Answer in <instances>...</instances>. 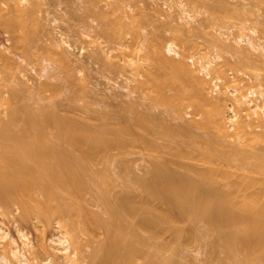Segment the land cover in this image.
<instances>
[{
    "label": "rangeland",
    "instance_id": "374dc122",
    "mask_svg": "<svg viewBox=\"0 0 264 264\" xmlns=\"http://www.w3.org/2000/svg\"><path fill=\"white\" fill-rule=\"evenodd\" d=\"M29 2L31 4L35 3L34 6L36 8L38 7V9L34 10V12H36L35 13L36 17L34 16L36 18L34 19V24L33 21H31L33 20L32 18L34 17L28 18V20L26 19V22L30 21L31 23L28 22L27 25L25 24L23 26L21 20L19 19L20 22H17L19 20H16L18 18L15 16H13L14 20L9 18L7 19L5 16H3L5 17V19L2 18L3 19L2 22L4 21L5 23L7 22V24L9 23L10 24L9 27L4 22H3L4 23L3 26L2 22H0L2 25V26L0 25L1 26L0 54L4 52L5 55L10 56V58L13 59L12 62L14 63V67H15L13 68V70L8 72V70H5L4 67L3 69L0 66V70H1L0 79L2 81V82L0 81L1 82L0 84H2L0 85V88L3 91L0 92L2 93V95H0V98L1 96H3L2 98H4L5 101L3 99H1V101L3 100L4 104L6 103L5 105L3 104L4 106H2V103L0 101V106H2L0 107L2 111L0 112V118L2 120L6 119L5 117L6 114L9 112L8 110H10L9 106L11 103L12 104L11 107L20 105L19 106L20 108L27 105L25 107H27L28 109L30 108L32 113L33 110H35L34 113H36L38 109L40 111L42 110L41 112H38L40 113L39 116H41L42 112L43 113L45 112L46 115H44L43 113L42 114L44 115V118L45 116L46 118L45 119L43 118L42 120L43 122L44 120L45 122L46 120L47 121L50 120L49 122H46V124L48 123L46 130L51 138L53 133L54 132L56 133L54 129L55 126L53 125L52 122H55L56 119L60 120L61 117H62L61 120L62 119L64 120V121L62 120V122H65L66 119H68V124L70 118H73V120L76 119L77 121L79 120V122L88 120L87 122L90 123L92 121L90 124H95V125L96 124L102 125L101 123L104 124L106 122L104 125L108 123L111 124V127H115V125L116 126L121 125L120 127H122V124L124 123L123 126L128 125L127 128H131L130 130L132 131L130 132L129 130V132L132 135L137 129L135 133H137L138 131L137 133L138 136L135 133L134 135H136V138L141 137L142 142L140 140L134 139L135 136L131 135L132 136L131 138L134 137L133 141H131L132 144H128L127 147L125 146L122 149H118V150L115 149L111 152H108L109 154L107 153L106 157L108 161L105 162L107 163L105 166H104L105 159L103 158L101 160H96L95 163L93 164L94 169L97 170L106 167V170L109 172L108 173L106 171L107 172L106 175H108L106 180L109 183V186L112 187V188L110 187L111 189L110 195L112 194V199H110L111 197L109 198L110 201L116 197L121 196L120 195L121 193L126 195L132 194L130 196L135 195V197L137 195V198L138 197L140 198L143 194L140 193V191L137 189V184H135L136 181L135 182L133 181L138 179V176L141 178L144 177L143 179H145V177L146 178L148 177V179L152 178L154 172V171L152 172V170L156 169L155 164L156 166L159 164L160 165L163 164L162 158L165 164L164 169H166V173L169 172L168 174L172 173V175L176 173V175L178 176L181 173L182 176V173L184 175L185 174L184 171L186 172L185 168L182 166L186 164L190 165L191 163L194 164L197 163L196 166L198 164H201L202 166V160H203L202 156H204L203 154H205V152L208 149L213 150V148L214 149L216 148L217 150L216 152H218L219 154L224 153V155L227 156V157L225 156L223 157L222 154H220L224 159L222 161V157L217 153L219 159L217 157L216 159H218V161L214 159L217 161V162L214 161L216 162L215 164L218 165L221 164L219 166L221 169L218 170L219 174L217 173L218 175H220L219 176L220 178L217 176L219 179H221V176H223L222 173L225 174L224 172H226L227 174L225 177L226 179L228 178L229 181L237 180L235 177H239L241 175L240 176L241 178L242 175L244 176L245 174L250 175L254 179L256 178V180L257 179L264 180V171H259V169L257 168V166H259L257 164H259L260 162L257 156H253V154L255 153L258 155L261 154V152H264V146H262V144L264 143L260 144V146L258 144H257L258 146L256 145L252 146L253 143H250L249 141L248 143L247 142L248 139L242 138L244 139L243 140L244 142L242 141L241 138L239 140V136L236 134L235 131L236 126H234L237 125V121H241L240 119L244 117L246 119V121L245 119H243L245 122H250V123L254 122L253 123L254 127L256 125H260V127L256 126V128L257 131L260 130L259 134H261L262 138H264V135H262L264 134V124H262L264 123V107H262L264 106V99H258L260 100L258 101L254 99L255 97L252 96L253 98L251 99L254 100L253 101L254 103L252 102V105L253 104L256 105L258 103L259 106L257 105L258 107L256 110H254V112L253 110L252 111L249 110L250 113L247 112L248 114L245 113L246 111H248V109L245 107L246 102L245 104H243L244 100H241L244 97V95L248 94L247 92H249L250 89L254 88L255 91L264 90V64H261V61L262 63H264V53H262L259 56L260 52L258 54L257 51H254L250 48L247 49L248 47L246 46L245 43L246 40L240 42L239 44L235 42V39H238V37H240L241 35H247L250 36V38H252L254 42H260L264 44V5H261L260 7L256 6L257 4L255 0H38V1L35 0L34 2L33 0L31 1L29 0ZM36 2H38L37 5L39 6L36 5ZM179 3L184 4V8L187 11H190L191 14L194 16L193 20L190 21L191 24L190 23L187 24L184 20L178 19L179 15L180 17L182 16L180 14L181 9L178 7ZM218 6L219 8H217ZM3 7H4L3 3L2 5L0 4V8L2 9ZM1 9L0 12L2 13ZM212 11L213 12L215 11L214 13L222 12L221 15L223 16L229 15L230 18H226L223 20L212 19L211 16H209V12L212 13ZM15 21L17 23H15ZM179 24L180 27H183L182 28L183 31L185 30L183 33L186 34L183 35L182 41L181 39L176 40L177 38L175 39L173 35L174 34L173 32L175 31V29L178 27ZM250 27H254L257 29L255 34L250 33L246 29L245 30L242 29V28H250ZM8 29L12 30L11 34H10L11 31ZM22 30L24 33L19 32ZM156 31L159 33V36L161 35L160 40L162 39L161 40L162 42L161 41L160 42L162 44L163 42H165L164 44L172 42L178 47L177 50L181 58L182 56H184L183 59L185 60V62L186 61L188 62L186 63L190 65L189 67L191 70L194 69L192 71L197 76L199 72L195 70L196 68L192 67L189 60L193 59L194 62H198L200 65L205 64L207 61H212V64L209 65L207 70L212 77L217 79L220 78L221 90L218 93L213 94L210 88V82L200 75L198 77H200V79L205 83V88L208 90L206 91L210 97H214V98L216 97V99L218 100L220 99L219 97H222L221 99L222 101L224 100V102L221 103H225L224 109L226 110L228 109L227 113L228 115L230 114L229 116H227L229 118V122H231L230 124L232 125L234 124V122H236L234 125H232L233 128L228 129L229 133L227 134L226 137H224L223 139L221 138L218 139L219 142L222 143H224V141L226 140L224 143L225 145L222 144L223 147L224 146L226 147L228 145L226 149L225 147L222 149H218L219 147L221 148V146L219 144H216L219 145L218 147L215 145L216 138L214 137L216 136L215 134L216 132H214V130L211 128H208L205 131L204 129H200L199 127L193 126L192 130L189 132V130L191 129L188 128L189 125L191 124L190 120L194 121L195 119L196 121L197 119L198 121L200 120V118H202L201 117L202 114L199 113V110L196 109L197 112H194L195 110H193V108L190 109L184 107L185 110L183 109L184 111L182 110L183 112H181V115L183 117L182 120L181 119L179 120L178 118L173 119L175 116L173 117L171 115L168 108L166 109L165 105L164 107L160 102L157 101V99H154L153 97L154 92L151 93V90H149L150 93L147 92L148 93L147 94L145 93L146 91L143 92L139 88V82L145 77V75H141L144 73L141 72L143 71V68L142 67H140L141 69L140 68L135 69V67L132 68L133 65L129 63V60L131 61L133 60V63L131 62L132 64H134L136 61L144 64V59L141 56H143L145 52H147L146 50H148L147 49L149 46V42H147L149 39L148 34L149 36L151 34L152 36L153 34L156 35L157 33ZM186 32L188 33V35ZM31 33L34 34V36ZM22 34L23 35L27 34L26 37L28 36H32V37H28L26 39L25 35L22 36ZM14 37H17L18 41L16 38L14 39ZM60 38L67 40L70 46H72L71 50L69 51L72 57L77 59L78 61L77 63H72V65L70 64L71 66L67 65L68 68H65L67 66L61 63L58 64L60 68L57 67L58 65L54 63L55 61L49 55H46L47 51L43 49L51 45L50 44L51 41L52 43H54L57 42ZM244 38L245 37H243V39ZM28 40L29 43L27 44ZM218 40L221 43H219ZM13 41H15V43H13ZM215 41L219 43V45H217ZM223 42L224 44L234 43L235 47L237 46L240 49L244 50V51L240 50L241 52H243V55L244 52L246 51L244 56L247 57L248 59L251 58L250 59L251 63L249 62V60L247 61L245 57L243 58H245L246 60L242 59V55H241L242 53L238 54L239 57L236 54L235 55L233 54L232 56L231 53H227L223 49L219 47L218 49L216 47V46H220V44H222ZM19 43L21 44V46L19 45ZM191 43L193 44L191 45ZM164 44L162 45V47L165 46ZM104 50L110 51L109 53H107L108 56L107 54L104 53L105 52ZM247 52L249 54L250 53L251 54L254 53V54L249 55L247 54ZM216 53L217 54L219 53L218 55L219 57L220 56L221 57L215 59L214 56ZM165 54L167 55V57H171V59L173 60L179 59L177 58L179 56L175 54L173 55V53L169 54L165 52ZM240 55H241V60H240ZM257 60H259L260 62L259 61L257 62ZM245 61L247 62V64ZM253 61L254 64L252 63ZM108 62H111L113 66L112 64L110 65V63L108 64ZM252 64L255 66H253ZM61 66H63V68ZM217 67H219V69H217ZM10 72H11V76H10ZM222 72L224 76H222L223 75ZM256 73L258 74L259 78H256V76L254 75ZM253 76L256 78V80ZM2 77L4 78V80L7 81H4ZM232 79L236 81H232ZM4 84H6V86ZM235 85H237L236 88ZM239 86H241V88H237ZM51 87L53 90H51ZM46 88L49 90L47 91ZM234 88L236 90H234ZM230 90L231 91L234 90V92L232 93ZM227 91L229 94L227 93ZM239 92L240 94L236 95V93ZM15 94L18 96L16 97ZM150 94H153V96ZM149 95L152 96V98L156 101L155 103L154 101H151L153 99L149 98L150 97ZM234 95L237 97L236 98L237 100L234 99ZM18 97L19 99H16ZM241 103L243 106L241 105ZM237 106H242V107L238 108ZM230 107L232 108L231 110ZM44 109L46 110L44 111ZM50 111H53V114H51L52 112ZM253 113L256 115H254ZM49 114H51V116H53L54 119ZM249 114L253 116H250ZM22 115H21L22 117L24 116L26 117L25 114ZM34 115H37V113ZM234 115L236 118L235 117L231 118ZM247 115H249L250 117ZM47 116H50L52 119L49 117L50 119L48 120ZM254 116H256V118L259 117V119L253 118ZM139 117H141L140 119L143 118L142 120L143 122L145 121L147 122L146 125L144 124L145 127L147 126V128H149L146 130V132L144 130L145 128L140 127L141 124L139 123V121L136 122L139 119ZM122 118L123 119L125 118V120H123ZM133 119L134 120L137 119V120L134 121ZM73 120L70 119V121ZM256 120L257 121L260 120L261 122L259 121L258 123ZM18 122L19 123L16 122L17 124L15 123L16 125V126L14 125L15 127L14 126L11 127L12 130L18 131V129L21 128L20 127L21 122L20 121ZM73 122L70 123L72 124ZM181 122L182 124H180ZM188 123L190 124L188 125ZM135 124L139 126L136 127ZM162 124H163V128L166 127L164 125H167L171 129L174 128L179 129L180 126L185 127V125L187 124L186 127L189 130L184 131L180 127L181 130L179 129L180 130L179 137L181 136V138L175 137L176 139H180V140H173V139L170 140L169 138H167L166 140L163 139L155 140V138L158 136H156V134H154L153 132L155 131V133L158 134L160 130H162ZM133 125L136 128L133 127ZM149 126L154 128L151 129ZM138 127H140L139 128L140 130H138ZM132 128H134V132ZM142 129L143 131L141 132ZM157 130L159 132H157ZM147 131H149V133ZM140 132L141 134H144L143 136H146L145 138H147V141L150 139L149 138L150 135L151 139L153 138L155 143L156 141L157 144L160 143L157 146H159L160 151L158 152H160L161 155L160 153L157 152L158 148L155 150V153L153 150L148 149V147L150 148V146L147 145L148 144L147 141H146L147 144L143 143L145 141V138L143 140L142 135L139 136ZM189 134L190 137L192 136L193 139H196L194 140L195 142L192 141V138L188 139ZM235 136L237 139L235 138ZM186 137L188 139V142L190 141L191 143L190 142L187 143ZM208 137L211 138V140L214 138L212 140V144L214 142V145L210 144L209 148H207V146L204 144L205 140L209 139ZM54 140L52 139V141ZM202 140H204V142H201ZM166 141L169 142L167 143ZM196 141L201 142V144ZM196 143L197 145H195ZM245 143H247V145ZM162 144L168 145L167 146L168 148L170 146L171 148H174L176 146V149L179 148L180 151L182 150L183 153L185 152L184 153L185 155L188 154L189 152L190 159L189 158L184 159L185 157L181 159L180 157H178L180 158L178 159L179 160L178 161L177 156L173 157L171 155L172 154L171 152L166 154L168 151L165 152L166 146L163 145L164 146L163 148ZM183 144L185 145V148ZM191 144L194 145L192 146ZM202 144L203 146L205 145L204 146L205 148H207V150L205 149L206 151L202 149L204 148ZM232 145H234L233 148H231ZM64 146L66 147V145ZM194 146L195 147L197 146L198 148H194ZM261 146L262 148H260ZM57 147L60 148V146ZM160 148H163L162 149L163 151H161ZM237 148L240 152L237 150ZM232 149L234 152V153L232 152L233 154L231 153ZM241 149L243 152L241 151ZM225 150H227V152H225ZM235 150H237L238 153H236ZM229 152L232 154V155L229 154L230 157L228 156ZM189 154L186 156L188 157ZM155 155L157 156L156 157L157 159L160 156L159 161L161 163L157 159H155ZM240 155L247 158L242 159L244 157L241 158ZM102 156L104 155L101 154L100 157ZM171 157L176 159L174 160ZM191 157L195 158V160ZM225 158L226 159L229 158L230 163L228 162V160L226 161ZM200 159L201 161L199 163L198 160ZM165 161H167V163H165ZM175 161H177L176 164L178 165L174 164ZM225 162H227L228 164ZM180 163H182L181 164L182 166H180ZM151 168L153 169L151 170ZM256 168H257V172L254 171L256 170ZM246 170L247 172H245ZM174 171L176 172L173 174ZM126 172L128 174H125ZM228 174L231 175L229 176ZM129 177H131V179ZM126 179H128L129 181H126ZM87 181L91 182L89 181V177ZM128 183L129 185L133 184L132 187L131 185L128 186ZM89 185H91V183ZM89 187H88L89 189L86 188L82 190L83 192H81V197H79L80 199H78L80 200L79 202L68 201V203L70 202L69 204L72 205L74 204L73 206L68 204L69 207L67 206V208L69 209L67 210L69 212L66 210L65 205L62 206L60 205L61 209H63V206H65L64 207L65 209H63V214H62L63 216L61 215L62 218H60V221H58L59 219H55L56 221L54 220L51 221L52 223H50L49 226L42 225L43 227H41L40 223L34 219L25 220L21 216V211L16 204H14V206L13 204H10V207L9 208L7 207V209L5 206L4 208L0 204V223L3 225L4 228H6V231H8L9 233L6 240L7 241L16 240L17 244H21L19 234L17 233L18 231H21L27 236L28 242H30L29 245L26 246L24 249L25 251L28 249L26 251L27 253L26 252L25 253L30 260V262L28 261L29 264H34V262H32L34 261L33 260L34 258L37 260V263L43 264V262L48 257V254L51 255V252H53L54 244H51L49 240L54 237L53 236L54 234L61 231V229L62 230L66 229L65 231L68 237L71 238L72 240V241L70 240V242L72 243L71 244L72 249L74 248L77 249L79 255L78 257L83 258L85 260V263H87L89 261L88 256L90 255L92 249L101 246V244H103L102 242L105 243L104 241L105 232L102 228L100 229L97 227L98 228L97 229L96 226H94L93 224L88 225L87 227L88 230H85L83 226L80 225V223L78 224V222L81 221L80 217L82 213H84L83 210L86 209V212L87 211L92 212V214L93 213L97 214L98 216H101L104 219L108 217L107 214L104 213L105 211V207H103L104 202H102L100 199H97V197L100 198L98 196L99 194H101L99 193L100 190L98 188H95L93 185ZM98 201H101V203ZM153 203L156 204L158 208L161 210L169 209L172 216L174 217V220L176 221L177 228H182L184 230H186L187 228L190 229L194 228L195 235L192 237H189V235L187 236L184 235L179 240H175L173 237L172 228L170 227H167L166 230L162 232L159 237L156 238L151 236L148 232L142 231L144 238L146 237L145 240L147 242V246L150 245L148 248L147 246L146 248H144L145 252L147 253L151 252L152 254L154 253L153 255L156 254L158 258L161 257L162 259L165 258L166 260H170V262H172L171 264H236L237 261L239 263V261L242 260L243 257L241 256V254H237L234 257L236 263L234 262L235 260L232 262L226 257L225 246L220 236L211 229V227L207 222L204 221H198L194 223L190 222L187 218L182 216L179 210L175 209L174 207L170 206L171 208L170 209L168 204L167 205L161 204L158 201H154ZM76 212L80 214V217L79 214L77 215ZM78 218L80 220H78ZM61 223L64 224L66 227L60 228ZM40 230L43 232L45 236L44 242L47 246L46 247L47 253H45L44 251L40 250L37 247V242L40 236L39 234L41 232ZM6 240L3 241L4 243L0 241V244H2L0 245L1 249H3V247L5 246L4 244L5 242H7ZM157 245H163L164 248L162 249L157 248ZM56 259L55 260L52 259V261L57 264L58 259L57 260ZM250 264H260V263L257 262V260H254L251 261Z\"/></svg>",
    "mask_w": 264,
    "mask_h": 264
},
{
    "label": "bare ground",
    "instance_id": "6f19581e",
    "mask_svg": "<svg viewBox=\"0 0 264 264\" xmlns=\"http://www.w3.org/2000/svg\"><path fill=\"white\" fill-rule=\"evenodd\" d=\"M0 1H1L0 4L2 5L3 3V6H4L2 9L0 8L3 13L2 14L0 12V19H1L0 22H2V20L5 19V17L7 19L9 18V19L14 20L13 16H15L18 18L16 19L14 17L16 20H19V19L21 20V23H23L22 26L25 24L27 25L28 22L29 23L31 22L30 21L26 22V19L28 20V18L34 17L36 13L34 12V10L38 9V7L36 8L34 6L35 3L31 4L29 0H0ZM34 1L35 0H33V2ZM255 1L257 4L256 6L258 7H260L261 5H264V0H255ZM28 3H30L31 5ZM37 3L38 2H36V5ZM178 7L181 9L180 14L182 15L181 17L179 15L178 19L184 20L187 24L190 23V21L193 20L194 16L191 14L190 11H187L184 8V4L179 3ZM217 8H219V6ZM214 12L213 11L212 13L209 12V16H211L212 19L223 20L226 18H230L229 15L228 16L221 15L222 12L221 13H214ZM35 17L32 18L33 20H31L33 21V24H34V19H36ZM20 20L17 22H20ZM3 22H2V25L5 23ZM17 22L15 21V23ZM5 24L8 25V27L10 25L9 23L7 24V22ZM179 27H180V24L178 25L177 28L175 27L176 29L173 32L174 34L173 33L172 34L174 35L175 39L177 38L176 40L181 39L182 41L183 35H186V34L183 33L185 31V30L183 31L182 29L183 27H180V28ZM242 29L244 30L246 29L247 31L253 34H255L257 31V29L254 27L242 28ZM10 31H11L10 32L11 34L12 30ZM171 31H172V28H171ZM19 32H23V30ZM24 35L22 34V36ZM32 35L34 36V34ZM26 36L27 34L25 35V37ZM150 36L148 34L149 39L148 41L146 40L147 42H149L148 48L146 46L148 50L145 49L147 52H145V54L141 56L144 59V64L139 63L137 61L134 64H132L133 60L132 61L129 60V63L133 65L132 68L133 67H135V69L140 68V67L143 68V71L141 72H144V73L141 75H145V77L144 79L141 78L142 80L140 79L141 81L139 82V88L143 92L146 91L145 93L147 92L150 93L149 90H151V93L154 92L153 93L154 96L153 94H150V95H152L154 99H157V101L160 102L163 106L165 105L166 109L168 108L171 115L173 117L175 116L174 118L171 117L173 119L178 118L179 120L180 119L182 120L183 117L181 115V112L185 110L184 107L190 108V109L193 108V110H195L194 112H197L196 109L199 110V113L203 115L202 116L200 114L202 118H200V120L198 121L197 119L196 121L195 119L194 121L190 120L191 124L188 123V125L190 124L188 127V128H191L190 130L186 127L187 124L186 125L184 124L185 127L180 126L181 129H183L184 131L189 130L190 132L193 126L199 127L200 129H204L205 131L206 129L211 128L214 130V132H216L215 133L216 136L215 137L213 136L214 138H216L215 145L219 144L221 146V148L219 147L218 149L224 148L225 146L223 147L222 144H224L226 140L224 141V143H222V142H219L218 139L220 138L223 139L224 137H226L227 134L229 133L228 129L233 128L232 125L236 123L234 122V124L232 125L230 124L231 122H229V118L227 117L230 115V114L228 115L227 113L228 109L227 110L224 109L225 103H221V102H224V100L222 101L221 99L222 97H219L221 100L220 99L218 100L216 99V97L214 98L208 95L207 93L208 90L205 88V83L200 79V77H198L199 74L197 76L192 71L194 69L192 70L190 69L189 67L190 65L187 64L188 62L186 61L187 62L186 63L185 60L183 59L184 56H182L181 58L177 50L178 47L174 43L171 42V43L164 44L165 42H163L165 46L162 47L163 45L161 43L162 39L160 40L161 35L159 36L158 32L156 33V35L153 34L152 36L151 34ZM28 37H32V36H28ZM28 37H26V39ZM243 37L245 38L243 39ZM15 38L17 39V37H14V39ZM244 40H246L245 43H246V46L248 47L247 49L250 48L254 51H257L258 54L260 52L259 56L262 53H264V44L260 42H254L252 38H250V36L241 35L240 37H238V39H235V42L239 44L240 42ZM13 43H15V41H13ZM20 43L19 45L21 46ZM28 43H29V40L27 44ZM219 43L221 42L219 41ZM219 43H217V45H219ZM50 44L51 45H49L48 47L45 46L47 48H43V49L47 51V52L45 51L46 55H49L55 61L54 63H56L57 65L61 63L65 66L67 65L71 66L72 63L78 62L77 59L72 57L69 51L71 50L72 46H70L67 40L60 38L57 42L52 43L51 41ZM192 44L193 43H191V45ZM216 47L223 49L227 53H231L232 56L233 54L238 55L242 53L241 54L242 59L246 58L247 61L249 60L250 62L251 58L248 59L247 57L244 56L246 51L244 52V55H243V52L240 51L243 49H240L237 46L235 47L234 43L224 44L223 42L222 44H220V46H216ZM109 52L110 51H105L104 53L107 54ZM165 52L169 54L173 53V55L175 54L179 56L177 57L179 59L173 60L171 59V57H167ZM218 54L217 53L215 54L214 56L215 59H218L221 57V56L219 57ZM247 54L249 53L247 52ZM241 55H240V60H241ZM12 60L13 59L10 58V56L5 55L4 52L0 54V63H1L0 66L2 68L4 67L5 70H8V72L13 70V68H15ZM258 61L259 60H257V62ZM109 63L110 65L112 64L111 62H108V64ZM252 63L254 64V61ZM211 64H212V61H207L205 64L200 65L202 66L201 70L207 71L209 65ZM261 64H264V63H262L261 61ZM68 66L65 68H68ZM57 67H59V65ZM61 67L63 68V66ZM217 69H219V67H217ZM254 75L256 76V78H259L257 73ZM10 76H11V72H10ZM222 76H224V74ZM2 79L4 80L3 77ZM4 81H7V80H4ZM232 81H236V80L232 79ZM257 83H258V80H257ZM4 85L6 86V84ZM236 86L237 85H235V88ZM235 88L234 90H236ZM237 88H241V86ZM0 90H1L0 92H3L1 88ZM48 90L49 89H47V91ZM51 90H53L52 87H51ZM234 90L232 91L230 90V91L233 93ZM247 93L248 94L244 95V97L241 99V100H244V103L242 102L243 104H245L246 102L245 107L248 109V111H246L245 113L247 112L250 113V111L252 110L254 112V110H256L259 105L258 103L256 105L255 104L252 105V102L254 100H252L251 98L255 97L254 99L256 100L264 99V90L255 91L253 88V89H250L249 92ZM237 94H240V92L236 93V95ZM0 95H2V93H0ZM17 96L18 95H16V97ZM152 96H150L149 98L153 99ZM2 97L3 96H1L0 101L1 99L4 100V98ZM236 98L237 97L234 95V99ZM16 99H19V97ZM154 99L151 101H154L155 103L156 101ZM3 100L1 101L2 106L6 104V103L4 104L5 100L4 101ZM11 105L12 104L10 103V106H9L10 110H8L9 112L6 114V117H5L6 119L2 120L0 118V204L1 206L2 207L5 206L7 209V207L8 208L10 207V204H13V206L14 204H16L21 211V216L25 220L34 219L40 223L41 227H43L42 225L49 226V224L52 223L51 221L53 220L56 221L55 219H59L58 221H60V218H62L61 215L63 214V209H65L64 207L66 206V210L69 209L67 208L68 204L70 203V202L68 203V201H78L79 202L80 200L78 199H80L79 197H81V192H83L82 190L93 185L95 188H98L100 190V192L98 190V192L101 193L98 195L100 198L97 197V199H100L102 202H104L103 204L104 205L103 207H105L104 213H106L108 216L107 218L104 219L101 216H98L97 214H94V213L92 214V212H89V211L86 212V209H85L83 210L84 213H82L81 215L82 218H81L80 214L76 212L77 215L79 214V217L81 219V221H79L78 224L80 223V225L83 226L85 230H88L87 229L88 225L93 224L94 226H96V228L97 227L100 229L102 228L105 232V240H104L105 243L102 242L103 244H101V246L92 249L90 255L88 256L89 261L87 263H85V260L83 258L78 257L79 255H78L77 249L75 248L72 249V245H71L72 243L70 242L71 238L68 237L65 231L66 229L64 230L61 229V231L54 234L53 235L54 237L49 240L51 244H54L53 252H51V255L48 254V257L43 262V264H56L52 261V259L55 260L56 258L58 259L57 264H79L80 261H81L80 264H84V263L85 264H171L172 262H170V260H166L165 258L162 259L161 257L160 259L158 258V256H156V254L153 255L154 253L152 254L151 252L147 253L144 251V248H146L147 246V242L145 240L146 237L144 238L143 236V232H148L151 236L156 238V237H159L160 234L164 232L167 227H170L172 228L174 239L179 240L184 235L186 236L189 235V237L194 236L195 229L187 228L186 230H184L182 228H177L176 221L174 220V217L172 216L169 209L167 210L159 209L158 206L153 203L154 201H158L161 204H166V205L168 204L169 208L170 206L174 207L175 209L179 210L182 216L187 218L190 222H193V223L198 222V221L207 222L209 226L211 227V229L220 236L225 246L226 257L230 261L233 262L235 260L234 257L237 254H241L243 258L241 261H239V263L238 261L236 263V260H235L234 262L236 264H250L251 261H254V260H257V262H259L260 264H264V180H258V179L256 180V178L254 179L250 175L245 174L244 176L242 175L241 178H240L241 175L239 177H235L237 180L229 181L228 178L226 179L225 177L227 174L226 172H224L225 174L221 172L223 176H221V179H219L220 175H218L219 174L218 170L221 169L219 167L221 164L220 165L215 164L219 159L217 155L218 152H216L217 151L216 148L215 149L213 148V150L212 149L207 150L210 144H212V140L214 139L213 137H212L213 138L212 140L209 137H208L209 139L206 138L207 140H205L204 144L207 146V148H205L204 147L205 145L203 146L202 144V146L204 147L202 149L207 150V151L205 150L206 152L205 154H203L204 156H202L203 157L202 166L201 164H198L200 167L198 165L196 166L197 163L196 164L191 163L190 165L186 164L182 166L181 165L182 163H180V166L184 167L186 170V172L184 171L185 174L183 175L182 173V176H181V173H180V175L178 176L175 173L176 171H174L173 174L174 173L175 174L172 175V173L168 174L169 169L167 170L168 173H166V169H164L165 164L161 156L163 164L161 165L159 164L157 166L155 164V167H156L155 170L151 168V170L153 169L152 172L154 171L153 175L151 174L152 178L148 179V177L147 178L145 177V179H143L144 177L141 178L138 176V179L135 178L136 180L133 181V182L136 181L135 184H137V189L140 191V193L143 194L140 198L139 197L137 198V195L135 197V195L130 196L132 194L126 195V194L121 193L120 194L121 196L116 197L110 201L109 198L111 197L110 199H112V194L110 195L111 186H109V183L106 180L108 176L106 175V173L108 171L106 170V167L96 170L93 168V164L95 163L96 160H101L103 158L105 159L104 161V166H105L107 164L105 162L108 161L106 157L107 153L115 149L118 150V149L124 148L125 146L127 147L128 144H132L131 141H133L134 137L133 138L131 137L134 135L137 129L134 132V128H132L134 132L132 135L130 133L132 131L130 130L131 128H127L128 125L123 126L124 123L122 124V127H120L121 125L119 126L118 123L117 125L119 127L116 125L115 127H111V124H108V123L107 124L109 126L107 124H106L107 126L104 125L106 122L104 124L101 123L102 125L100 124L95 125V124H90L92 122L91 120H89L91 121L89 123L87 122L88 120L79 122V120L77 121L76 119L73 120V118H70L74 122L70 121L69 119V124H68V119L65 118L66 119L65 122H67L65 123V122H62L63 119L61 120L62 118L61 117L60 120L56 119L55 122H52L53 125L55 126L54 129L56 133L54 132L51 138L46 130L47 124H48V123L46 124V122H49L50 121L49 119L53 117L51 116V114H53V111H50L52 112L51 114H49L51 117L47 116L49 121L46 120L45 122L44 120L43 122L42 119L44 118V115H46L45 112L44 113L42 112L44 115L41 113V116H39L40 113H38V112H41L42 110L40 111L38 109L36 112L37 115H34L36 114L34 113L35 110H33V113H32L30 108L28 109L27 107H25L27 106L25 104H24L25 105L24 107H20V108H19L20 105H16L18 107L16 106L11 107ZM242 106H237V107L239 108ZM231 109L232 108L230 107V110ZM45 110L46 109H44V111ZM0 112H2L1 109H0ZM22 114H25L27 118L24 116L25 117L24 119V117H22L23 116ZM235 115L231 118H234ZM19 116H20V119H19ZM243 116H246V115H243ZM250 116H253V115H250ZM55 118H56V115H55ZM140 118L141 117H139L138 120L136 119L137 121L134 119L133 120L136 122L139 121V123L141 124L140 127L145 128L144 130L146 132V130L149 128H147V126L145 127L144 124L146 125L147 122L146 121L143 122L142 121L143 118L142 119ZM253 118L259 119V117L256 118V116H254ZM243 119L245 118L243 117L242 119H240L241 121H237V125H234L236 126L235 131H236V134L239 136V140L240 138L241 139L245 138V139H248L247 142L249 141L250 143H253L252 146L254 145L260 146V144L264 143V138H262L261 134H259L260 130L257 131V128H256V126L260 127V125H256L254 127L253 125L254 122L253 123L245 122L246 119L245 121ZM123 120H125V118ZM18 121L21 122V125H20L21 128L18 129V131L12 130L11 127H13L16 122L19 123ZM259 121L257 122L259 123ZM70 122H73V123L71 124ZM136 124H135L136 127L139 126ZM180 124H182V122ZM135 126L133 125V127ZM164 126L166 127L163 128V124H162V130H160V132L157 130V132H159L158 134L155 133V131L153 132L154 134H156V136H158L155 138V140H158V139L166 140L167 138H169L170 140L171 139L180 140V139H176L179 137L180 130H181L180 127H179L180 130H179L177 128L171 129L167 125H164ZM140 127H138V130H140L139 129ZM149 127L151 129L154 128L151 126ZM142 131L143 129L141 130V132ZM141 132L139 136L142 135L143 140H144L146 136H143L144 134H141ZM147 132L149 133V131ZM137 133L135 134L137 135ZM136 135H134L135 136L134 139L141 141L142 140L141 137L136 138ZM188 137H189L188 139L192 138V136L190 137V134ZM149 138L151 139L150 135H149ZM179 138H181V136ZM52 139L53 140L55 139L56 141L55 140L52 141ZM150 139L147 141V138H145V141L143 143L145 144L148 143L147 145L150 146V148L148 147V149L153 150L154 153L157 148H158L157 152L160 151L159 146H157L160 143L157 144V141L155 143L153 138L151 140ZM188 139H187V143L190 142V141L188 142ZM194 140L196 139L192 138L193 142H195ZM243 140L244 139H242V141ZM196 142H199V141H196ZM201 142H204V140H202ZM201 142L199 143L201 144ZM184 144L183 146L185 148ZM245 144L247 145V143ZM64 145H66V147ZM163 145L165 144H162V146ZM195 145H197V143ZM212 145H214V142ZM219 145H216V146L218 147ZM57 146H60V148H58ZM165 146H166L165 152L168 151L166 154L171 152L172 153L171 155L173 157L177 156V160L180 158L182 159L184 157H185L184 159L190 157L189 152H188L189 156L187 157L186 155L188 154L185 155L184 154L185 152L183 153L182 150L181 151L179 150V148L176 149V146L174 147L175 149L171 148V146L168 148L167 147L168 145H165ZM233 146L234 145H232L231 148H233ZM262 146H264V144H262ZM262 146L260 148H262ZM198 147L194 146V148H198ZM163 148H160L161 151H163L162 150ZM181 148H182V145H181ZM227 150H225V152H227ZM237 150H235L236 153H238L239 151ZM232 152H233V149L231 153ZM231 153L230 152L228 153L229 157L234 152L232 154ZM101 154L104 156L100 157ZM220 154H222L223 157L225 156L224 153H220ZM255 154H253V156H257L260 162L259 164H257L259 165L257 166V168L259 169V171H264V155H261V154H264V152H261V154H258V155L257 154L255 155ZM156 157L157 156L155 155V159H157ZM216 157L218 159H216ZM223 157H222V161L224 160ZM242 157L244 156H241V158ZM159 158L157 159L158 161H159ZM245 158L247 157H244L242 159H245ZM193 159L195 160V158ZM214 159H216L217 161ZM225 160L226 161L228 160V162L230 161L229 158L228 159L225 158ZM167 161H165V163H167ZM198 161L200 163L201 159ZM176 162L177 161H175L174 164H176ZM257 168L256 170H254L255 172H257ZM245 172H247V170ZM125 174H128V173L126 172ZM228 175L230 176L231 174H228ZM88 177H89V181L91 182L87 181ZM129 178L131 179V177ZM126 181H129V180L126 179ZM90 183L91 185H89ZM129 183H128V186L131 185V184L129 185ZM101 201H98V202L101 203ZM60 205L61 206L65 205V206H63V209H61ZM69 205L73 206L74 204L73 205L69 204ZM80 219L78 218V220ZM62 227H66V226L61 223L60 228ZM17 233L19 234L22 247H21V244H17L16 240H8V241L6 240L9 233L8 231H6V228H4L3 225L0 223V241L2 242L5 240L7 241L4 244L6 247L4 246L5 248L3 247V249L0 248L1 249L0 250V264H29L30 260L26 256V253H27L26 251L28 249L26 251L24 249L26 246L29 245L30 242H28L27 236L24 233H22L21 231H18ZM39 235L40 236L37 242V247L40 250L47 253V250H46L47 246L44 242L45 236L42 231L40 232ZM149 246H147V248ZM157 248L162 249L164 248V246L157 245ZM51 256L54 258H52ZM33 260L34 261L32 262H34V264H40V263H37V260L35 258ZM78 260H79V263H78Z\"/></svg>",
    "mask_w": 264,
    "mask_h": 264
},
{
    "label": "built area",
    "instance_id": "2783aa9c",
    "mask_svg": "<svg viewBox=\"0 0 264 264\" xmlns=\"http://www.w3.org/2000/svg\"><path fill=\"white\" fill-rule=\"evenodd\" d=\"M190 64L192 65L193 68H196V70L199 72V75L204 77L206 80L210 82V88L212 90L213 94H216L220 91V80L217 78L212 77L209 73L208 70H201V66L198 62H194L193 59L189 60Z\"/></svg>",
    "mask_w": 264,
    "mask_h": 264
}]
</instances>
